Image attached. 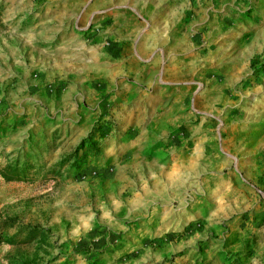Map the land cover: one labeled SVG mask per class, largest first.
I'll use <instances>...</instances> for the list:
<instances>
[{
  "label": "rangeland",
  "instance_id": "obj_1",
  "mask_svg": "<svg viewBox=\"0 0 264 264\" xmlns=\"http://www.w3.org/2000/svg\"><path fill=\"white\" fill-rule=\"evenodd\" d=\"M9 169L0 264H264V0H0Z\"/></svg>",
  "mask_w": 264,
  "mask_h": 264
},
{
  "label": "trees",
  "instance_id": "obj_2",
  "mask_svg": "<svg viewBox=\"0 0 264 264\" xmlns=\"http://www.w3.org/2000/svg\"><path fill=\"white\" fill-rule=\"evenodd\" d=\"M85 142H88L91 144V146H93L95 149L97 148L96 146V143H93L90 138H86L83 140L82 144L77 148V150L79 151L81 149V147L83 146V144ZM0 174L2 175V177L6 180H19L20 177H19V174H18V171L17 170H8L7 173H1ZM6 242L7 243H12L13 242V239H6Z\"/></svg>",
  "mask_w": 264,
  "mask_h": 264
}]
</instances>
